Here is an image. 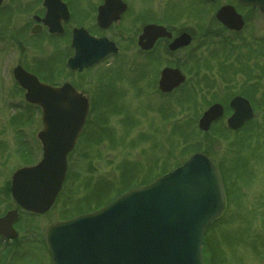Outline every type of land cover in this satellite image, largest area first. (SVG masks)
<instances>
[{"label":"rangeland","instance_id":"1","mask_svg":"<svg viewBox=\"0 0 264 264\" xmlns=\"http://www.w3.org/2000/svg\"><path fill=\"white\" fill-rule=\"evenodd\" d=\"M27 1L20 0L16 13L0 10V214L15 206L9 194L12 174L36 164L42 155L37 138L41 110L25 101L24 89L13 78L14 67L44 83L69 81L88 98L89 111L67 156L55 202L41 216L20 212L15 220L13 259L50 264L41 247L50 223L92 212L201 152L218 168L225 193L222 214L203 236L204 263L264 264V16L244 11L247 28L235 37L207 10L186 6V0H146L157 11L172 6L178 14L175 27L191 29L197 23V39L172 55L159 51L145 56L136 46L125 49V30L115 57L81 74H67L60 63L64 51L57 50L58 63L46 67L56 47L65 43L55 47L43 34L28 33ZM86 4L83 9L92 10L88 0ZM82 20L92 28L89 18ZM126 24L123 19L119 26L126 29ZM162 65H174L185 77L168 93L157 88ZM241 93L253 109L243 128L229 130L225 112L207 131L198 130L197 120L210 104Z\"/></svg>","mask_w":264,"mask_h":264},{"label":"water","instance_id":"2","mask_svg":"<svg viewBox=\"0 0 264 264\" xmlns=\"http://www.w3.org/2000/svg\"><path fill=\"white\" fill-rule=\"evenodd\" d=\"M238 2L264 14V0ZM216 17L229 28L239 29L242 25L231 7L220 8ZM45 22L51 31L55 29V25ZM162 30L148 25L139 38L153 41L156 36L166 35ZM189 41L187 34L178 35L169 48L186 46ZM106 42L83 29L73 30L74 55L67 61L68 66L81 69L114 54V45L107 42L110 47L104 48ZM13 76L25 89V100L41 108L42 129L37 137L42 144V158L13 173L10 191L21 207L42 213L61 187L66 156L84 124L88 104L69 84H42L20 66L13 69ZM159 78L158 88L163 92L184 81V76L171 68H164ZM229 106L233 113L227 125L232 129L252 115L244 98L234 97ZM222 111L221 105H210L199 118L198 127L208 130ZM214 166L206 155L194 153L151 183L126 191L97 210L54 223L44 236L52 264H204L202 235L224 206L223 186ZM14 217L16 212L9 211L0 218V233L4 236H16L11 228Z\"/></svg>","mask_w":264,"mask_h":264},{"label":"flooded vegetation","instance_id":"3","mask_svg":"<svg viewBox=\"0 0 264 264\" xmlns=\"http://www.w3.org/2000/svg\"><path fill=\"white\" fill-rule=\"evenodd\" d=\"M86 1L87 0H28L27 3L24 4L26 6L24 9H26L25 12L28 16L27 22L30 25V26L28 25L29 26L28 33L31 36L33 37L37 35L42 36L43 34L50 40L52 44L55 45V47L59 43L60 44L65 43L64 48L56 47V53L53 52V54H51V56L49 57V60L46 62L47 68L51 69V67H54L56 63H58V58L60 56L59 51L65 52V54L60 59L61 61L60 63H61V67L64 70V73L67 74H81L86 69L97 66L99 63L105 60L112 59L119 53L120 49L123 46L121 45L120 40L118 38L120 37V33L125 32V30H127L128 31L127 33H129L128 37L124 35L122 36V38H124L123 41H125V45H126L125 49L129 50L131 48L134 50L135 48H137L145 56L160 54L159 51H163L164 53L172 55L177 51L190 46L193 40L197 39L195 37L197 34L196 32H198L199 34V25H196L197 23H195L194 26L192 25L191 29L187 27L185 28V26L175 27V22L177 21L178 14H176L177 12H175L172 6H170V8L169 7L163 8L162 10L157 11V10H153L152 7H147L148 5L146 0H88L92 8V10L88 11L83 9L84 6L87 5ZM186 1L188 2V4L185 5L186 6L190 5L188 6L189 8L194 6L193 8H197L198 11H201V9H203V11L205 12L207 10L206 14H208L209 17L210 15H213L216 24L220 25V27H222L223 30L231 33V35H234L235 37L239 36L240 32H242L244 29L247 28L248 23L246 22L247 19L244 15V11L248 10V11H256L258 13H261L258 9L240 4L238 0H191V1L186 0ZM194 3H196L198 6H196ZM20 5H21L20 0H0L1 11L3 10L7 11V9H13V11L15 12L16 9L20 8L19 7ZM222 7H231L233 11L240 16L242 20V25L239 29L229 28L217 19L216 13ZM186 10L191 12L188 8ZM150 13H152L153 16L150 15ZM190 14L187 15L190 16ZM261 15L263 14L261 13ZM114 17L115 19H113ZM86 18L87 19L89 18L91 20L92 28L84 27V25L82 24L83 21L82 19H86ZM123 19L124 21L127 20L126 29L119 26V24L123 22ZM45 21L47 22L49 21L50 24L55 25L56 26L55 29L51 31L52 27H49V25H47ZM57 25L59 26L58 28L60 29V31L58 30ZM148 25H153L162 28L163 33H165L166 35L156 36L153 39V41H149V42L148 40L145 39V37L140 40L139 37L143 35L144 27ZM116 27L119 28L120 30L119 32L115 31L114 28ZM75 29H84L93 38L95 37V38L106 39L107 42L112 43L114 45L116 52L114 54L108 55L107 57H105V59H102L99 62L94 63L93 65L82 67L81 69H75V70L70 68L67 64V61L74 55V49L71 45V41H72L73 30ZM201 29L202 28L200 27V30ZM130 32L132 33V35H130ZM181 34H187L189 36L190 39L189 43L186 46H182L177 49H170L169 45L171 44V42L175 38H177L178 35ZM107 42L104 44L105 45L104 48L106 46L110 47V44ZM134 46L136 47L132 48ZM165 67L176 68L174 65L172 66L162 65L161 69H159V76L161 70ZM27 72L31 73L30 71ZM31 74H33L39 80V77L37 75H35L34 73ZM40 82L44 83L42 81ZM65 83L69 84L71 87L75 89L76 92H78L84 98H86V101L89 104L88 98L82 92H79L78 88L69 81H63L59 85L45 82V84L51 86H61ZM157 84H158V80H157ZM174 89H172L171 91H173ZM237 96L246 99L249 105H251L250 100L244 94L243 95L242 93L233 94V95L229 94L225 99L223 100L219 99V101L214 102L221 105L223 108V113L221 118L225 115V112H229L226 118L232 113V109H230L229 104L230 101ZM252 113H253V109H252ZM245 124L246 122L242 124L240 128H243ZM231 131H235V130H231ZM13 209L17 210V217H15L16 218L15 220L19 218L20 212H26L21 208H19L16 204L14 208H10L9 210H13ZM6 212L0 214V217H2ZM26 213L32 214L29 212ZM41 215H43V213L38 214V216ZM15 220L12 223L13 225L12 228H14ZM16 238L17 237L15 238L4 237L0 233V264H18L17 261L18 256H16L17 257L16 261L13 259V255H14L13 249L16 248L14 247ZM44 246L45 245L43 241L41 242V247L43 248ZM43 249H45L46 251L45 247ZM34 253L36 254V251H34ZM48 262H50L49 256H48Z\"/></svg>","mask_w":264,"mask_h":264},{"label":"trees","instance_id":"4","mask_svg":"<svg viewBox=\"0 0 264 264\" xmlns=\"http://www.w3.org/2000/svg\"><path fill=\"white\" fill-rule=\"evenodd\" d=\"M109 201H110V200H109ZM109 201H107V202H109ZM107 202H106V203H107ZM106 203H104V204H106ZM100 205H101V204H100Z\"/></svg>","mask_w":264,"mask_h":264}]
</instances>
